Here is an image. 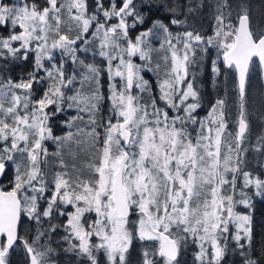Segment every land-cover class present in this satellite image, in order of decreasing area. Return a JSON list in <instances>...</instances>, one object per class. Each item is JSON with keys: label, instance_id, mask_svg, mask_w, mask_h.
Instances as JSON below:
<instances>
[{"label": "snow or ice", "instance_id": "obj_1", "mask_svg": "<svg viewBox=\"0 0 264 264\" xmlns=\"http://www.w3.org/2000/svg\"><path fill=\"white\" fill-rule=\"evenodd\" d=\"M0 264H264V0H0Z\"/></svg>", "mask_w": 264, "mask_h": 264}, {"label": "trees", "instance_id": "obj_2", "mask_svg": "<svg viewBox=\"0 0 264 264\" xmlns=\"http://www.w3.org/2000/svg\"><path fill=\"white\" fill-rule=\"evenodd\" d=\"M260 3V0H257V5ZM256 4V3H255ZM209 80H207V78H205V90H206V92L207 93H209V94H212V92H213V89L211 88V84H210V81L208 82ZM260 87V85H259V83L258 82H255L254 83V88H259Z\"/></svg>", "mask_w": 264, "mask_h": 264}, {"label": "rangeland", "instance_id": "obj_3", "mask_svg": "<svg viewBox=\"0 0 264 264\" xmlns=\"http://www.w3.org/2000/svg\"><path fill=\"white\" fill-rule=\"evenodd\" d=\"M254 3H256V4H257V0H254Z\"/></svg>", "mask_w": 264, "mask_h": 264}, {"label": "flooded vegetation", "instance_id": "obj_4", "mask_svg": "<svg viewBox=\"0 0 264 264\" xmlns=\"http://www.w3.org/2000/svg\"><path fill=\"white\" fill-rule=\"evenodd\" d=\"M209 82V81H208Z\"/></svg>", "mask_w": 264, "mask_h": 264}]
</instances>
